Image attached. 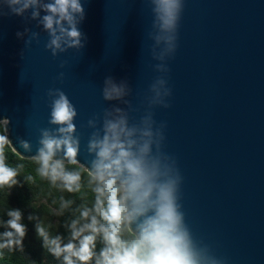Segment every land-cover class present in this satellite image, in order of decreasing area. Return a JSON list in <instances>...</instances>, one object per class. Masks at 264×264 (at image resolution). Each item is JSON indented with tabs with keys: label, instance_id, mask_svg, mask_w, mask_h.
I'll list each match as a JSON object with an SVG mask.
<instances>
[{
	"label": "water",
	"instance_id": "obj_1",
	"mask_svg": "<svg viewBox=\"0 0 264 264\" xmlns=\"http://www.w3.org/2000/svg\"><path fill=\"white\" fill-rule=\"evenodd\" d=\"M81 3L84 47L54 57L31 9L17 16L0 0V124L12 151L33 160L40 130L55 127L50 89L76 109L85 166L90 119L100 128L104 110L119 107L139 125L150 113L159 151L181 177L178 202L194 241L223 264H264V0H183L174 52L153 26L150 0ZM109 76L126 82L122 100L103 99Z\"/></svg>",
	"mask_w": 264,
	"mask_h": 264
},
{
	"label": "clouds",
	"instance_id": "obj_2",
	"mask_svg": "<svg viewBox=\"0 0 264 264\" xmlns=\"http://www.w3.org/2000/svg\"><path fill=\"white\" fill-rule=\"evenodd\" d=\"M150 3L153 26L169 34L174 52L183 0H150ZM3 4L17 16L31 9V19H38L48 34L45 48L54 57L68 48L84 47L82 40L86 38L78 27L85 18L81 0H3ZM38 35L33 32L25 43ZM156 83L166 81L158 78ZM151 88L155 89L156 84ZM47 94L52 98L48 123L55 127L40 130L39 147L32 157L37 164L36 174L61 192L79 194L86 188L92 194L90 203L82 197L85 202L76 209L78 215L67 224V243L60 235L51 236L42 224L36 225L37 236L51 256L62 259L63 264H223L210 254L207 246L194 241L184 222L178 202L181 177L174 161L169 162L159 151L163 135L160 129L153 131L150 113L139 125H129L127 113L119 107L104 110L100 128L96 127V119H90L88 126L94 131L87 152L93 158L85 166L77 159L75 107L59 89H50ZM169 94L170 90L165 88L164 95ZM125 95L126 82L105 78L102 88L105 101H119ZM151 104H163V100L153 98ZM9 143L7 136L0 135V188L10 189L19 183L17 176L23 164L13 167L6 162L4 149ZM20 145L31 151L29 142L21 140ZM67 165L86 168V181L80 169ZM25 180L33 181L34 177L28 175ZM59 202L61 215L73 204L63 196ZM6 215L5 230L0 232V252L22 250L27 228L22 223L21 211L9 209ZM98 239L102 243L99 251Z\"/></svg>",
	"mask_w": 264,
	"mask_h": 264
},
{
	"label": "trees",
	"instance_id": "obj_3",
	"mask_svg": "<svg viewBox=\"0 0 264 264\" xmlns=\"http://www.w3.org/2000/svg\"><path fill=\"white\" fill-rule=\"evenodd\" d=\"M0 135L6 136L3 124H0ZM4 155L10 166L23 164V168L19 170L17 185L10 189L0 188V232L5 230L3 221L8 219L7 211L18 209L21 211L22 223L26 225L27 233L22 250L4 249L0 252V264H63L62 259L54 258L46 248H43L42 240L36 233V225L42 224L51 236L60 235L63 237V242L67 243L69 238L67 224L78 215L76 209L85 202L84 199L91 202L92 194L86 188L79 194H69L52 187L47 180L37 176V164L34 160L20 158L8 144L5 146ZM67 167L80 169L86 181L87 172L84 169L77 165H67ZM28 175L33 176L34 180L26 181ZM61 196L73 201L62 215L59 213ZM30 217L32 219H29ZM101 247L102 243L98 239L97 251Z\"/></svg>",
	"mask_w": 264,
	"mask_h": 264
}]
</instances>
